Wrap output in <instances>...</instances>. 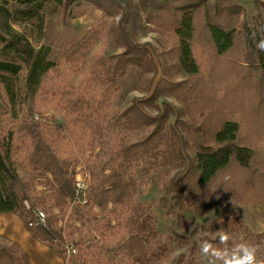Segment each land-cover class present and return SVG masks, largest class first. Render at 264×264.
<instances>
[{"label":"trees","instance_id":"trees-1","mask_svg":"<svg viewBox=\"0 0 264 264\" xmlns=\"http://www.w3.org/2000/svg\"><path fill=\"white\" fill-rule=\"evenodd\" d=\"M3 1L16 4L10 16L23 32L6 35L0 29V213L19 214L37 238L56 245L64 258L66 243L75 242L79 253L68 264H156L162 258L166 248L151 245L158 230L139 200L137 169L148 174L184 167V174L168 185L170 198L164 199V208L183 229L189 225L183 214L188 209L203 216L239 204L264 213V51L257 48L264 38V19L254 23L244 7L227 4L229 0H220L213 11L212 0H140L132 7L144 17L148 31L158 29L167 42L162 73L142 102L158 114H146L137 106L123 112L114 107L120 79L130 67L159 73L148 47L124 36V51L108 58L97 54L78 87L60 81L59 87L42 88L50 111L61 109L66 119L87 114L93 121L89 140L76 139L75 149L62 154L58 146L66 137L65 128L48 118L34 120L29 100L35 99L42 75L55 63L47 60L45 48H36L28 27L43 23L49 5H95L100 20L63 54L78 71L88 64L90 50L107 37L108 18L126 15L127 6L122 0ZM261 7L264 13V2ZM182 73L183 80L173 79ZM89 83H95L96 95L86 89ZM144 129L151 131L140 140L118 144ZM87 152L94 155L88 157ZM20 169L35 177L33 184ZM79 173L87 178L85 203L76 200ZM26 201L31 208L46 211L50 205L60 212L49 215L46 228L30 227L33 214ZM66 216L65 225H59ZM226 226L264 247V233L253 234L236 215ZM169 232L172 241L191 245L188 264L204 240L223 247L219 235L192 241L173 226ZM232 234L229 247L234 244ZM0 264L30 260L17 242L2 241Z\"/></svg>","mask_w":264,"mask_h":264},{"label":"rangeland","instance_id":"rangeland-1","mask_svg":"<svg viewBox=\"0 0 264 264\" xmlns=\"http://www.w3.org/2000/svg\"><path fill=\"white\" fill-rule=\"evenodd\" d=\"M219 1L220 0L211 1L210 9L212 11ZM221 1L224 2V0ZM121 2L122 6H127L126 15L117 14L108 18L109 33L107 34V37L99 40L96 46L90 50L88 64L78 71L74 70L68 62H65L63 54L69 46L82 38L88 30L100 20L101 12L97 10L95 5L86 1L66 5L68 6L66 8L64 6L49 5L43 23H40V25H30V27H28L33 36V44L37 49H40L41 47L45 48L44 53L47 60L55 63L53 69L46 71L42 75L40 80L41 84L38 88L35 99L29 100L30 104L33 106V114L37 115L34 120L38 122L40 119L39 122H42L50 119L65 128L64 135L66 137L64 140H61L62 144L58 146V149L62 154L72 151L76 139L79 140L80 138H83L86 141L89 140L93 121L87 114L72 119H66L61 109L55 108L50 111V100L48 99V96L43 93L42 88L59 87L61 83L60 81L69 82L75 87H78L82 83L85 73L90 68L97 54L108 58L124 51V46L120 44V40H122V37L124 36H126L131 42L148 47L158 63L159 73L156 76L154 73L143 72L139 67H130L126 74L120 79L121 92L118 95H114V107L117 111L123 112L137 106L139 108L141 107V110L146 114L152 116L158 114L154 108L145 107L142 105V102L150 97L153 88L162 73L164 62L162 52L167 48V42L158 29L151 32L148 31L147 25L144 23V17L138 13L136 7H132L139 6L140 0H122ZM262 2H264V0H229L227 4L234 3L238 6L244 7L245 11L254 17L253 22L256 23L261 22L264 19V13L261 9ZM15 6L16 4L13 2L0 0V29L6 35L22 29L19 28L15 22L14 16H10V12L14 14ZM119 24L121 26H119ZM22 25L25 26L27 24L23 23ZM121 27H124L126 30L125 35L123 34L124 30L121 32ZM117 28L120 30L118 31ZM185 77V74L182 73L179 76H173V79L178 81L183 80ZM86 89L91 95H96L98 93L95 83H89L86 85ZM162 101L163 100H160L159 103ZM170 102L178 106V103L175 101L170 100ZM26 111H29V107H26ZM170 120L173 121V116ZM149 131H151V129H144L137 134H129L118 144L124 147L132 142H136L146 136ZM1 134L2 122L0 117V135ZM86 155L90 157L94 154L93 152H87ZM183 168L184 167L179 166L163 167L158 170L150 171L148 174H144L140 169H137L136 172L141 180L139 200L146 205V212L154 217L156 228L158 230V236L152 239L151 245L166 248V252L159 261H156V264H188L192 259V256L190 255L191 245L181 246L171 240L169 232L171 226H173L178 233L188 236L192 241L198 240L205 235L214 239L219 235L221 229L232 234L226 224L230 221V217L236 215L253 234L264 233V213L259 208H248L239 204L234 205L230 210L226 207L217 208L203 216L198 215L189 209L185 210L183 211V214L189 225L184 229L179 227L175 220V216L169 214L164 208V199L168 200L170 198L167 190L169 189L168 185L171 180L184 174ZM79 170L80 169L77 171ZM20 172L31 184L34 183V176H31L23 169H20ZM83 177L82 173L78 174L79 180L83 179ZM38 189H44V187H39ZM213 200L218 201L221 199L215 197ZM45 209L46 211H44L47 213L48 218L50 214H59L60 212L57 208L51 209L50 205L45 206ZM98 211L99 209H97V212ZM68 216L64 219L61 218L59 225L64 226ZM99 219H103V216H100ZM232 238L234 244L242 242L252 244L251 240L245 236L243 231L232 234ZM69 242L75 245L78 254V245L75 242ZM260 250L259 255L264 258V247ZM180 259L181 263H179ZM192 264H207V258H202L198 251L196 259ZM217 264H220V262L218 261Z\"/></svg>","mask_w":264,"mask_h":264},{"label":"crops","instance_id":"crops-1","mask_svg":"<svg viewBox=\"0 0 264 264\" xmlns=\"http://www.w3.org/2000/svg\"><path fill=\"white\" fill-rule=\"evenodd\" d=\"M0 240L17 242L27 252L30 264H66L58 247L37 238L19 214L0 213Z\"/></svg>","mask_w":264,"mask_h":264},{"label":"clouds","instance_id":"clouds-1","mask_svg":"<svg viewBox=\"0 0 264 264\" xmlns=\"http://www.w3.org/2000/svg\"><path fill=\"white\" fill-rule=\"evenodd\" d=\"M257 48L264 51V38L257 44ZM228 177H225L227 180ZM231 239L230 233L224 229L219 231V243L223 247H217L207 240L199 243V252L202 258H207V264H264V258L259 253L260 249L253 244L237 243L231 247L228 242Z\"/></svg>","mask_w":264,"mask_h":264},{"label":"built area","instance_id":"built-area-1","mask_svg":"<svg viewBox=\"0 0 264 264\" xmlns=\"http://www.w3.org/2000/svg\"><path fill=\"white\" fill-rule=\"evenodd\" d=\"M84 176V175H83ZM87 178L84 176L83 179H78L76 181L77 193H76V200L82 203L86 202V188H87ZM84 200V201H82ZM25 205L28 209L32 210L33 219L29 223L30 227L39 226V227H46L48 224V215L41 207L31 208L28 201L25 202ZM75 254H77V248L74 244L67 242L65 245V261L68 264L70 258H72Z\"/></svg>","mask_w":264,"mask_h":264}]
</instances>
